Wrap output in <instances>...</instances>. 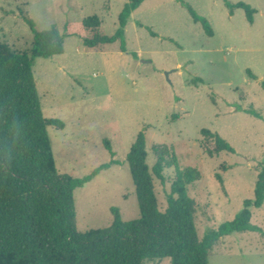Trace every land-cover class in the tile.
Instances as JSON below:
<instances>
[{
	"label": "rangeland",
	"instance_id": "obj_1",
	"mask_svg": "<svg viewBox=\"0 0 264 264\" xmlns=\"http://www.w3.org/2000/svg\"><path fill=\"white\" fill-rule=\"evenodd\" d=\"M127 1L0 0V42L17 51L31 48L33 32L22 14L40 30L57 27L64 52L37 57L33 66L43 115L64 122L63 128L48 126L56 167L83 177L115 159L74 190L79 232L111 225L112 208L125 221L140 216L126 157L142 130L151 171L159 153L179 169L199 171L186 193L201 239L254 197L264 158V0H144L125 27V51L119 40L87 47L91 32L82 20L97 15L99 32L112 35ZM238 2L254 9L251 21L245 8L233 6ZM190 9L207 20L212 34ZM203 128L218 132L234 150L209 156L215 142ZM164 174L161 181L152 172L161 211L175 167L167 165ZM249 209L261 231L222 235L209 251V264H264V203ZM145 264L172 263L162 257Z\"/></svg>",
	"mask_w": 264,
	"mask_h": 264
},
{
	"label": "trees",
	"instance_id": "obj_2",
	"mask_svg": "<svg viewBox=\"0 0 264 264\" xmlns=\"http://www.w3.org/2000/svg\"><path fill=\"white\" fill-rule=\"evenodd\" d=\"M143 1L128 0L124 4L112 35L99 32L101 20L97 15L84 18L82 24L91 32L84 44L98 47L119 40L120 49L125 51V27L131 13ZM233 6L245 8L248 19L252 20L254 9L249 4L238 2ZM190 11L212 34L207 20L193 9ZM22 15L33 32L31 48L17 51L0 42V264H145L146 259L162 257H170L172 264H209V251L222 235L261 231L251 222L249 207L264 203V158L257 173L253 199L244 201V207L234 219L222 223L218 229L208 230L200 239L194 201L186 193V184L199 179V171L192 166L179 169L173 158L165 162L164 154L160 153L151 171L146 162V135L141 130L126 157L140 216L125 221L112 208L111 225L79 232L74 190L115 159L100 164L83 177L58 171L48 126L63 128L64 122L43 115L33 66L37 57L63 53L64 38L55 25L40 30L29 15ZM201 133L214 139L215 151L208 150L209 156L234 150L218 132L203 128ZM105 145L114 156L108 140ZM153 149L158 153L156 147ZM167 165L175 167L176 179L167 193V208L161 211L152 172L164 181Z\"/></svg>",
	"mask_w": 264,
	"mask_h": 264
}]
</instances>
